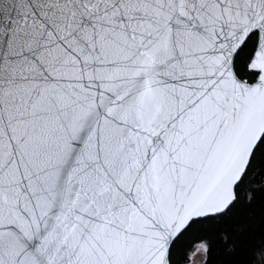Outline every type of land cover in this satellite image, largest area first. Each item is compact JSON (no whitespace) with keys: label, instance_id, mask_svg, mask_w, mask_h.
I'll return each mask as SVG.
<instances>
[{"label":"snow or ice","instance_id":"obj_1","mask_svg":"<svg viewBox=\"0 0 264 264\" xmlns=\"http://www.w3.org/2000/svg\"><path fill=\"white\" fill-rule=\"evenodd\" d=\"M0 264H264V0H0Z\"/></svg>","mask_w":264,"mask_h":264}]
</instances>
